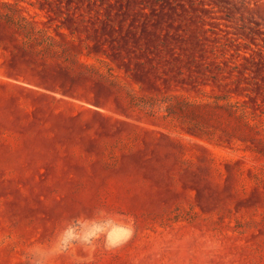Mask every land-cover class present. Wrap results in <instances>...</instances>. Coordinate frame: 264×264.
I'll list each match as a JSON object with an SVG mask.
<instances>
[{"label": "rangeland", "instance_id": "374dc122", "mask_svg": "<svg viewBox=\"0 0 264 264\" xmlns=\"http://www.w3.org/2000/svg\"><path fill=\"white\" fill-rule=\"evenodd\" d=\"M0 264H264V0H0Z\"/></svg>", "mask_w": 264, "mask_h": 264}, {"label": "trees", "instance_id": "16d2710c", "mask_svg": "<svg viewBox=\"0 0 264 264\" xmlns=\"http://www.w3.org/2000/svg\"><path fill=\"white\" fill-rule=\"evenodd\" d=\"M31 45H34V43L32 42H29ZM43 50H48V48H44Z\"/></svg>", "mask_w": 264, "mask_h": 264}]
</instances>
